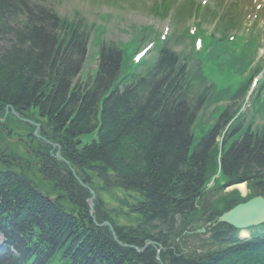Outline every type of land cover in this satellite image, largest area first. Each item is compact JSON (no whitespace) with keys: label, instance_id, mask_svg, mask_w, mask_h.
I'll list each match as a JSON object with an SVG mask.
<instances>
[{"label":"trees","instance_id":"1","mask_svg":"<svg viewBox=\"0 0 264 264\" xmlns=\"http://www.w3.org/2000/svg\"><path fill=\"white\" fill-rule=\"evenodd\" d=\"M61 1L0 0V116L7 109L32 123L26 130L38 125L43 147L33 178L0 162V264H264V227L241 241L216 223L264 198V81L250 93L263 71L258 35L229 36L240 21L195 0H160L152 12L170 17L168 35L133 28L123 44L97 36L95 77L72 85L93 26L61 16ZM203 13L213 33L201 29ZM191 17L208 37L201 58L184 26ZM204 64L235 84L218 87ZM242 183L243 199L209 195ZM100 185L131 194L133 225L113 224Z\"/></svg>","mask_w":264,"mask_h":264},{"label":"rangeland","instance_id":"2","mask_svg":"<svg viewBox=\"0 0 264 264\" xmlns=\"http://www.w3.org/2000/svg\"><path fill=\"white\" fill-rule=\"evenodd\" d=\"M159 1L160 0H62L58 11L61 16L70 18L73 17L76 12L80 17L85 19L89 25H92L93 28L96 29V32L93 31L90 36V40L88 41L82 69L78 73L77 78L74 79L72 85H75V82L84 83L89 78L95 77L99 61L97 58V36H99V42L102 43L112 42L123 44L128 42V40L132 37L133 28L140 29L150 27L154 33H162L163 31H168V33H170L173 28L171 19H161L160 17L155 16L152 12L153 4L158 3ZM195 2L196 4L201 5V7L208 6L209 10L218 9V11L225 12L232 10L230 14L236 13L232 16L237 17L238 14L241 18L244 16L243 32L248 34L252 31V33L255 34L258 31L260 36L258 61L262 62L264 67V0H256V2L253 0H195ZM250 4L256 6L255 9H251ZM232 5H234L233 8ZM253 10L256 12V16H247ZM204 15L205 14L203 13L200 18L202 28L210 33L214 29V23L212 24L209 16ZM194 21L195 20L192 19V17L187 18L184 26L190 27ZM182 26L183 23L180 24V27ZM196 29L197 28H194L192 33L195 41L194 56L196 58H201L202 55H204L208 37L203 35L199 36L197 34L198 29ZM202 69L204 70L207 78L218 87H225L230 83L235 84L237 80V78L227 80L224 79L223 76H217L215 73L208 72V68L205 64ZM263 74L264 73H261L256 76L254 80L260 81L264 78V76H262ZM256 84L258 83L256 82ZM256 84L251 85L252 91L257 89ZM248 106L249 104L247 107ZM235 108L236 106L232 109V111ZM14 113L15 112L6 111L3 116H0V162L3 164L4 162L7 163L10 160L9 162L12 164H8V166L11 167V169L20 173L25 172L28 177L33 178L36 166L35 152H38L43 148H41V144L38 143L40 142L39 134L41 130L38 125L33 126V131H31L30 128H27L26 130L27 126H24L23 124L32 123L22 119L23 124H21L20 118L18 119ZM28 130H30V133L32 132L31 137H29V133L27 132ZM81 142L82 144L88 143L89 137H83ZM52 147L59 149L57 146ZM58 151L59 150H57V152ZM54 157L56 158V154ZM1 164L0 166H2ZM222 183L223 179L218 177L216 184L219 185ZM96 184H98V181ZM238 185L244 186V193L239 191L237 188ZM209 187L210 184L207 186V190ZM97 191V197L104 202L105 210L113 224L115 223L116 226L121 228H128L133 225L130 220L134 215L132 212V205L134 203L131 204V194L126 195L121 191L106 190L102 185H100V189H97ZM232 191H237L239 193V198L241 199L247 197L248 195L246 185L243 183L228 186L221 192L216 190L211 191L209 192V195H212L210 197H213L212 199H214L216 196H221V193L227 194ZM96 194H94V199L96 198ZM91 212H93V210ZM91 218L94 220L92 214ZM104 223L109 226L108 222ZM247 233L248 232H246V234Z\"/></svg>","mask_w":264,"mask_h":264},{"label":"water","instance_id":"3","mask_svg":"<svg viewBox=\"0 0 264 264\" xmlns=\"http://www.w3.org/2000/svg\"><path fill=\"white\" fill-rule=\"evenodd\" d=\"M56 158L60 161H63L58 152L56 153ZM65 164L68 163L65 162ZM89 191L92 195L91 199L89 200L90 207L92 208L94 194L90 189ZM216 223L226 224L237 231H244L247 229L263 226L264 198L261 196H257L244 203L235 205L232 209L219 216L216 220ZM104 225L107 226L106 223Z\"/></svg>","mask_w":264,"mask_h":264},{"label":"bare ground","instance_id":"4","mask_svg":"<svg viewBox=\"0 0 264 264\" xmlns=\"http://www.w3.org/2000/svg\"><path fill=\"white\" fill-rule=\"evenodd\" d=\"M237 188L239 189V191L241 193H244L245 192V188L243 185H238ZM247 236H250V233H247L245 231L241 232V237H247Z\"/></svg>","mask_w":264,"mask_h":264},{"label":"flooded vegetation","instance_id":"5","mask_svg":"<svg viewBox=\"0 0 264 264\" xmlns=\"http://www.w3.org/2000/svg\"><path fill=\"white\" fill-rule=\"evenodd\" d=\"M5 112H6V110H5Z\"/></svg>","mask_w":264,"mask_h":264}]
</instances>
